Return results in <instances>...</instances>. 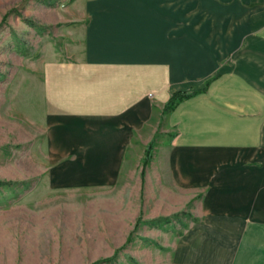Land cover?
<instances>
[{"label": "crops", "instance_id": "0c3cea01", "mask_svg": "<svg viewBox=\"0 0 264 264\" xmlns=\"http://www.w3.org/2000/svg\"><path fill=\"white\" fill-rule=\"evenodd\" d=\"M72 8L81 55L43 68L46 146L70 185L123 186L138 170L140 187L155 140L143 180L151 217L195 220L177 264H264V0ZM205 87L162 113L173 93Z\"/></svg>", "mask_w": 264, "mask_h": 264}, {"label": "rangeland", "instance_id": "374dc122", "mask_svg": "<svg viewBox=\"0 0 264 264\" xmlns=\"http://www.w3.org/2000/svg\"><path fill=\"white\" fill-rule=\"evenodd\" d=\"M74 1L0 0V264H92L125 244L104 264H177L186 211L151 217L138 170L123 186L70 185L47 150L43 68L81 55Z\"/></svg>", "mask_w": 264, "mask_h": 264}, {"label": "trees", "instance_id": "16d2710c", "mask_svg": "<svg viewBox=\"0 0 264 264\" xmlns=\"http://www.w3.org/2000/svg\"><path fill=\"white\" fill-rule=\"evenodd\" d=\"M209 82H207L206 86L208 85ZM206 87L201 89V90H198V91H195V92H192V93H186V92H175L171 95V97L169 98V100L166 102V104L164 105L163 107V110H162V113L163 114H168L170 113L172 110L175 109V107L182 101L184 100H187L191 97H193L194 95L200 93V92H203L205 91ZM153 147H154V141H151L148 146L146 147V150H145V158L143 160V163H142V170H141V177H142V181L144 180V173H145V169L148 165V163L150 162L151 158H152V151H153ZM1 185H4L2 182H0V186ZM141 217L138 218L137 220V223H136V226H135V229L139 227V225L141 224ZM126 246V244L116 250L114 252V256L112 258H109V259H103V260H98L92 264H104V263H109L111 261H113L116 257H117V254L119 253V251L121 249H123L124 247Z\"/></svg>", "mask_w": 264, "mask_h": 264}, {"label": "bare ground", "instance_id": "6f19581e", "mask_svg": "<svg viewBox=\"0 0 264 264\" xmlns=\"http://www.w3.org/2000/svg\"><path fill=\"white\" fill-rule=\"evenodd\" d=\"M168 47V46H167ZM169 50V49H168ZM169 55V54H168ZM175 55V54H174ZM163 56H164V53H163ZM190 60V59H189ZM186 61H183L182 63H185ZM184 65V64H183ZM178 67V66H177ZM187 68V67H186ZM182 69V68H181ZM193 71V70H192ZM199 71V70H198ZM203 71H205V70H203ZM202 71V72H203ZM195 72H196V70H195ZM186 74V73H185Z\"/></svg>", "mask_w": 264, "mask_h": 264}]
</instances>
